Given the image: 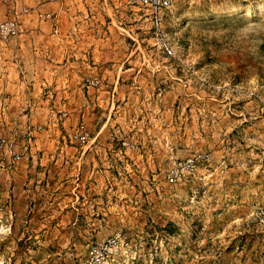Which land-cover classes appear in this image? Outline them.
Returning <instances> with one entry per match:
<instances>
[{"label": "rangeland", "instance_id": "1", "mask_svg": "<svg viewBox=\"0 0 264 264\" xmlns=\"http://www.w3.org/2000/svg\"><path fill=\"white\" fill-rule=\"evenodd\" d=\"M127 3L138 6L139 18L132 23L126 12L118 14V31L135 37L139 72L130 73L136 88L127 92L129 101L103 120L102 200L77 198L79 188L74 193L73 184H56L62 173L51 174L54 184L44 190L57 200H48L45 217L30 212L23 230L19 218L13 232V203L1 195L8 187H1L0 264H89L91 247L116 234L129 248L103 264H164L166 225L241 231L264 205V0H171L159 24L149 2ZM8 25L14 35L5 33ZM19 32L17 18L0 24L4 40ZM82 129L88 132L80 122L77 142ZM16 131L14 141L0 126V138L20 152L37 131ZM199 154L209 160L188 172L185 163ZM7 157L0 149V161ZM35 187L24 188L34 190L33 197L42 189ZM250 230L248 249L260 256L264 225Z\"/></svg>", "mask_w": 264, "mask_h": 264}, {"label": "crops", "instance_id": "2", "mask_svg": "<svg viewBox=\"0 0 264 264\" xmlns=\"http://www.w3.org/2000/svg\"><path fill=\"white\" fill-rule=\"evenodd\" d=\"M128 3L0 0V24L17 18L20 31L7 40L0 37V126L12 131L14 141L17 129L26 133L40 128L31 146L18 152L22 163L4 167L0 175V188L8 187L1 195L13 203L15 212L11 231H16L19 218H24L23 230L30 212L36 209L41 211L38 217L47 215L51 197L44 186L54 184L51 174L62 173L56 184H73L74 193L83 189L77 198L86 194L90 200H102L106 164L100 157L103 149L98 139L105 132L103 120L107 112L111 116L114 107L125 105L131 97L127 92L136 88L129 79L130 73L137 71L134 59L140 56L139 49L133 34L118 31L122 25L118 14L126 12L132 23L139 18L138 6L127 7ZM96 79L100 80L98 86L89 83ZM80 122L90 134L89 144L84 146L75 139ZM8 161L7 157L4 162ZM30 185L42 189L31 197L34 190L25 189ZM56 200L51 201L54 204ZM165 231L168 256L164 264H264V251L258 256V250L248 249L246 233L251 230L245 227L236 231L232 226L168 224ZM205 234L210 235L206 242ZM148 264L157 263L149 260Z\"/></svg>", "mask_w": 264, "mask_h": 264}, {"label": "built area", "instance_id": "3", "mask_svg": "<svg viewBox=\"0 0 264 264\" xmlns=\"http://www.w3.org/2000/svg\"><path fill=\"white\" fill-rule=\"evenodd\" d=\"M89 83L93 86H98L100 80H91ZM36 131H40V128H37ZM33 136V131L27 133L28 144L31 142ZM80 145H86L90 141L89 132L82 129L78 136L76 137ZM12 141L4 138H0V149H6L9 151V161L7 163L0 161V168H14L20 162L22 154L9 150L11 147ZM209 156L207 154H199L194 158L187 160L185 163V168L188 172H193L197 168L198 164L204 161H208ZM171 181H175L176 178L169 176ZM1 223V221H0ZM257 225H264V205L257 206L253 212L248 216L244 222V227L246 229H251ZM129 243L127 239L121 234H116L107 240L97 243L91 247L89 253V264H103L106 262L114 261L116 257H119L128 250Z\"/></svg>", "mask_w": 264, "mask_h": 264}, {"label": "bare ground", "instance_id": "4", "mask_svg": "<svg viewBox=\"0 0 264 264\" xmlns=\"http://www.w3.org/2000/svg\"><path fill=\"white\" fill-rule=\"evenodd\" d=\"M151 4L152 7V14L154 16V21L159 24L160 23V16L164 9L169 8L171 4V0H145ZM6 34L14 35L16 33V28L13 25H8L7 29L5 30Z\"/></svg>", "mask_w": 264, "mask_h": 264}]
</instances>
